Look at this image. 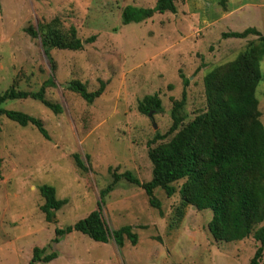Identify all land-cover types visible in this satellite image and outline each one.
Masks as SVG:
<instances>
[{
	"label": "rangeland",
	"instance_id": "obj_1",
	"mask_svg": "<svg viewBox=\"0 0 264 264\" xmlns=\"http://www.w3.org/2000/svg\"><path fill=\"white\" fill-rule=\"evenodd\" d=\"M155 1L0 0V92L10 86L35 91L52 75L55 85L46 87L45 98L62 108L55 114L32 98L2 104L40 119L48 138L33 125L0 116V264H27L34 247L57 253L50 262L37 264H248L258 245L251 235L215 241L207 229L211 211L194 206H187L181 221L171 227L178 191L167 196L154 189L157 208L142 188L125 179L101 198V214L111 230L130 226L135 244L127 238L121 246L112 240L97 242L78 231L51 242L56 227L92 211L112 179L111 171L129 170L141 182L150 179L147 142L155 132L166 134L182 90L186 99L177 109L181 126L206 109L204 74L257 41L256 35L224 38L223 32L255 27L264 34V0H176L174 13L121 22L126 5L149 8ZM55 17L65 29L74 26L84 43L79 50L52 49L51 72L38 39L24 28ZM260 59L264 75V55ZM70 80L85 83L88 91L102 81L104 89L87 103L67 88ZM147 94L161 100V111H151V116L137 110ZM255 96L264 127L263 80ZM73 154L85 170L76 167ZM42 184L54 186L56 197L67 199L49 219L40 210ZM180 184L174 183L177 189ZM259 264H264V250Z\"/></svg>",
	"mask_w": 264,
	"mask_h": 264
},
{
	"label": "trees",
	"instance_id": "obj_2",
	"mask_svg": "<svg viewBox=\"0 0 264 264\" xmlns=\"http://www.w3.org/2000/svg\"><path fill=\"white\" fill-rule=\"evenodd\" d=\"M176 0H156L153 7L143 8L126 5L121 11V22H141L152 17L155 12L174 13ZM24 32L38 39L50 71L55 62L50 55L52 49L79 50L84 40L77 36L74 26L63 28L58 18L39 22L36 27L28 25ZM222 37L244 38L256 35L255 44L250 42L245 49L232 60L209 69L203 76L206 109L192 120L181 126L182 118L177 109L184 104L185 90L181 99L173 103L172 124L166 134L155 132L147 142V156L151 162V177L141 182L129 170L111 171V181L99 192L100 199L92 211L70 225L56 227L52 243L78 231L93 241L107 243L112 240L123 245L124 238L131 244L137 236L130 226L116 230L109 229L102 218V197L111 191L116 182L125 179L143 189L151 206L159 207L153 195L154 189H162L167 196L176 191L179 203L174 208L170 226L174 227L183 218L187 206L198 210L209 209L212 213L207 229L215 241L234 242L249 235L258 243L248 264H259L264 250V127L260 121L258 99L255 90L259 81H264L260 71V58L264 55V34L255 27H246L242 31L223 32ZM94 36L85 40L92 41ZM184 86L188 79H183ZM53 76L48 77L35 91H24L10 86L0 92V116L12 120L18 125H33L48 138V133L40 119L19 110L6 109L2 104L7 100L32 98L41 102L53 113L62 108L45 98V89L54 86ZM67 88L77 93L87 103L101 95L104 83L99 82L97 89L88 91L85 83L70 80ZM161 100L156 94H147L137 103V110L147 114L161 111ZM174 133L167 141V135ZM77 168L85 170L84 163L77 154H73ZM1 163V158H0ZM181 181L177 187L174 183ZM44 199L40 210L49 219L54 211L66 204V198H57L52 185L42 184L38 188ZM44 249L34 247L27 264L48 263L57 257L55 251L44 254Z\"/></svg>",
	"mask_w": 264,
	"mask_h": 264
},
{
	"label": "water",
	"instance_id": "obj_3",
	"mask_svg": "<svg viewBox=\"0 0 264 264\" xmlns=\"http://www.w3.org/2000/svg\"><path fill=\"white\" fill-rule=\"evenodd\" d=\"M147 114H148V116H151V111H150V112H148ZM154 126H155V125H154ZM52 219H53V218H52Z\"/></svg>",
	"mask_w": 264,
	"mask_h": 264
},
{
	"label": "crops",
	"instance_id": "obj_4",
	"mask_svg": "<svg viewBox=\"0 0 264 264\" xmlns=\"http://www.w3.org/2000/svg\"><path fill=\"white\" fill-rule=\"evenodd\" d=\"M255 4H253V6H254ZM258 30V29H257Z\"/></svg>",
	"mask_w": 264,
	"mask_h": 264
}]
</instances>
